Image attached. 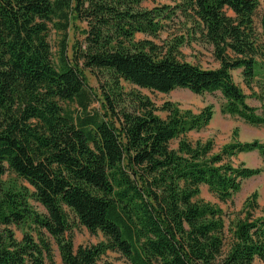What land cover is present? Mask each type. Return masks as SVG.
Returning <instances> with one entry per match:
<instances>
[{
	"label": "trees",
	"instance_id": "16d2710c",
	"mask_svg": "<svg viewBox=\"0 0 264 264\" xmlns=\"http://www.w3.org/2000/svg\"><path fill=\"white\" fill-rule=\"evenodd\" d=\"M142 1L0 0V264H56L50 239L63 264H109L101 263L108 251L127 264H264L257 192L228 226L223 208L199 198L207 185L226 203L244 179L263 173L264 166L231 158L250 151L264 158V141L233 140L215 151L211 139L187 137L209 124L211 106L196 113L166 101L158 108L123 85L220 91L224 113L264 127V106L258 113L249 105L232 74L241 69L248 86L257 74L259 0H180L151 9L140 8ZM174 16L192 23L181 39L168 46L136 40L138 33L158 36ZM75 21L85 28H68ZM262 23L264 30V14ZM52 29L63 34L56 59ZM70 29L82 36L71 56ZM191 39L210 44L219 66L179 58L178 47ZM87 70L104 82L98 93ZM93 97L101 107L90 110ZM8 172L17 178L6 180ZM26 224L36 235L18 239L10 226ZM79 225L106 239L75 247Z\"/></svg>",
	"mask_w": 264,
	"mask_h": 264
},
{
	"label": "rangeland",
	"instance_id": "374dc122",
	"mask_svg": "<svg viewBox=\"0 0 264 264\" xmlns=\"http://www.w3.org/2000/svg\"><path fill=\"white\" fill-rule=\"evenodd\" d=\"M178 2H180V0H143L140 4V8L151 9L155 6H173ZM263 14L264 0H259L254 20L255 28L260 38H262L264 35L262 23ZM164 25L166 27L158 33V36H149L138 33L136 35V40L150 39L159 45L168 46L173 43V40H179L181 37L185 36L191 28L192 23L190 21H186V19L182 16H174L172 19L166 20ZM85 26V22L75 21L71 23L68 28H85ZM50 28L56 27L50 25ZM68 35V54L71 56L73 50L72 44L74 40H81L82 36L74 29H70ZM62 38L63 34L56 31L55 29L50 31L49 39L52 47V54L55 59L59 55ZM178 50V57L181 59L197 63L205 68H216L219 66V62L213 55V47L210 44L191 39L184 41L183 44L178 47ZM256 69L257 74L250 86H248L244 81L241 69L233 70L232 74L234 81L246 94L247 103L254 107L258 113H262V107L264 106V53L262 54V57L258 58ZM86 72L90 88L95 93H98L101 89V84L104 83L103 80H99V73L96 74L89 70ZM123 85L125 86L126 90H133L148 97L158 108H160L166 101L177 104L181 109L192 110L196 113L206 106H211L213 110V116L209 124L201 130L190 131L187 134V137L192 141L197 139H211L214 143L215 151H219L224 144L233 140L251 141L253 139H259L264 141L263 126L251 125L238 116L230 115L222 111L225 100L220 91L197 94L186 88H176L168 93H163L141 88L126 82H123ZM68 105L74 110H76L78 107V105L75 103H69ZM100 107L101 105L99 100L93 97V101L89 109L92 110L93 108ZM158 114H160L162 117H166L165 111L158 110ZM173 145H176V141L173 143ZM231 160L236 165L244 164L248 167L264 166V158L259 154L258 151L241 152L234 155ZM4 178L6 180L12 181V179L17 178V176L12 172H8ZM18 182L26 184L20 179ZM200 190V199L211 202L223 208L226 213L227 226L229 224V217L233 218L236 216L240 212L244 201L254 192H257L260 208H264V172L244 179L240 190L232 197L231 200L226 203L221 202L218 197L209 190L207 185H202ZM31 203L36 210L45 212L44 208L37 201L31 200ZM259 213H261V209L258 210L256 215ZM10 227L13 229L15 236L18 239L23 237L25 231L32 232L34 235H36L35 230L28 224L22 225L20 227L11 225ZM2 228L3 226L0 225V229ZM72 237L75 247H78L81 244H95L106 239L100 231L97 233H91L86 227L80 225L73 228ZM50 242L55 263L63 264L57 244L53 239H50ZM104 262L109 264H127L126 258L121 253L114 251H108L107 254L102 257L101 263ZM256 264H261V262L257 261Z\"/></svg>",
	"mask_w": 264,
	"mask_h": 264
}]
</instances>
